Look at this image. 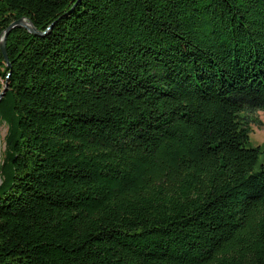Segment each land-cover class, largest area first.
<instances>
[{
  "label": "trees",
  "instance_id": "16d2710c",
  "mask_svg": "<svg viewBox=\"0 0 264 264\" xmlns=\"http://www.w3.org/2000/svg\"><path fill=\"white\" fill-rule=\"evenodd\" d=\"M0 264H264V0H0Z\"/></svg>",
  "mask_w": 264,
  "mask_h": 264
},
{
  "label": "rangeland",
  "instance_id": "374dc122",
  "mask_svg": "<svg viewBox=\"0 0 264 264\" xmlns=\"http://www.w3.org/2000/svg\"><path fill=\"white\" fill-rule=\"evenodd\" d=\"M249 117L257 120V122L250 124L251 133L247 147H258L260 149L259 163H264V114L262 112H256L250 114ZM9 124H11V112L9 107V98L6 97L0 104V166L6 150L5 136Z\"/></svg>",
  "mask_w": 264,
  "mask_h": 264
},
{
  "label": "water",
  "instance_id": "95a60500",
  "mask_svg": "<svg viewBox=\"0 0 264 264\" xmlns=\"http://www.w3.org/2000/svg\"><path fill=\"white\" fill-rule=\"evenodd\" d=\"M15 28L25 29L28 33H30L34 36H42L44 34V33L37 31L34 28V26L32 25V23L24 17L11 22L8 25V27L2 32V35L0 37V50L2 52L4 60L7 62V64H8V60H7V55H6L5 41H6L7 35L10 33V31L12 29H15ZM7 90H8V85H7V82H5L2 90L0 91V101L5 96Z\"/></svg>",
  "mask_w": 264,
  "mask_h": 264
}]
</instances>
